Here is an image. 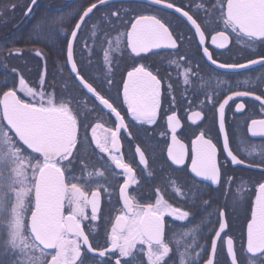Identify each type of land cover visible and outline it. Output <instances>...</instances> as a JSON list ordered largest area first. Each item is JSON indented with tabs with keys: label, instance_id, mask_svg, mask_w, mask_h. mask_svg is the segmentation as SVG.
<instances>
[{
	"label": "snow or ice",
	"instance_id": "snow-or-ice-1",
	"mask_svg": "<svg viewBox=\"0 0 264 264\" xmlns=\"http://www.w3.org/2000/svg\"><path fill=\"white\" fill-rule=\"evenodd\" d=\"M146 2L149 6H160L179 14L194 29L201 45L205 43L206 31H214L213 25L223 27V30L211 35V43L217 48H225L230 43L229 31L254 54L255 45L264 44V0H218L211 8L205 6V0L186 6H177L172 0ZM107 3L108 0H94L82 11L78 9L79 19L71 30V39L67 41L66 63L70 64V73L81 89L98 102L96 108L86 109L82 113L79 103L74 102L71 95L58 97L55 91H38L30 87L22 75L18 79V90L30 100L21 99L16 86L9 87L0 95V264H84L82 252L97 253L100 257L111 254L116 256L114 264H121L122 258L135 257L138 245V252L146 257L147 264H167L166 258L173 248L165 240L164 215L167 212L180 221L190 215L188 211L164 200L159 189H156L155 203L140 204L135 196L129 194L130 186L137 184V176L132 164L125 162L121 152V132H126L129 137L132 135L127 131L125 115L121 114L110 98L102 95L93 83L81 75L74 59V41L78 32L87 24L94 10ZM31 4L35 5L36 0H31ZM10 7L14 8L15 5ZM31 11L29 6L25 15L31 14ZM122 12L127 14V10L118 9L105 14L104 19L110 27H114L112 20H121ZM193 12H202L203 16L197 18ZM64 22V17H44L34 26V31L46 24ZM97 28L98 24L91 25L93 38L97 35ZM110 34L105 33L108 47L103 50V64L109 72L112 55L120 53L122 46L140 57L155 49L175 50L178 40H183L178 33L174 34L169 21L158 14L148 13L135 15L130 20V27L126 26L125 31H118L109 40ZM12 51L20 50H10L9 54ZM203 54L213 65L218 64L208 47L203 48ZM170 64L177 68L181 66L180 61L175 59ZM256 65L264 66V55H257V59H250L244 64L218 66L248 69ZM182 74L184 83L188 84L191 69H184ZM107 82L111 84V80ZM243 83L248 85L249 80ZM160 95L161 79L144 64L127 71V77L123 80V102L126 115L132 121L141 125L155 124L161 111ZM248 96L260 101L264 107V96L252 91H233L219 103V130L224 133L223 151L226 160L230 158L231 163L264 172V144L243 149L247 157L254 159L256 154L260 157L259 164H246L230 147L225 131V106L234 97ZM244 108L243 103L236 104L237 111ZM97 109L113 116L115 126L106 128L100 122L86 123L88 114ZM202 118L203 113L195 111L188 115L187 120L196 124ZM166 127L171 136V142L167 145V158L175 165H182L189 155V145L178 136L177 130L182 125L175 111L167 115ZM98 129L103 130L102 135L98 134ZM247 132L253 137H264V118L252 119L247 124ZM135 152L139 156V164L147 169L145 151L137 145ZM190 153L191 172L196 177L218 184L221 172L217 162V145L206 137L205 131L194 134L190 140ZM90 154L96 156L102 167L93 166V170L88 171ZM77 165L79 175L73 174L77 171ZM109 175H113V178L123 177V183L119 185L121 207L116 210L117 214L107 234L108 247L98 249L93 247L90 241L92 231H86V227L100 219L101 196L102 192H107L105 184ZM101 180L105 184L98 183ZM228 183L230 191L231 178ZM174 191L182 195L181 188L175 187ZM241 191L238 187L237 193ZM255 193L251 217L247 222L246 248L242 245L241 255L247 257V264H264V180L255 186ZM219 216V229L215 230V237L211 241L212 255L205 264H214L217 242L222 239L227 227L225 213L220 211ZM196 231L194 228L183 233L184 237L192 235L193 238L192 244H186L183 251L180 250V240L170 238L175 244L179 264H197L200 253L193 255L190 251L196 245ZM223 243L231 264H245L244 260L238 258L231 236ZM124 264H130V261L125 259Z\"/></svg>",
	"mask_w": 264,
	"mask_h": 264
},
{
	"label": "flooded vegetation",
	"instance_id": "flooded-vegetation-1",
	"mask_svg": "<svg viewBox=\"0 0 264 264\" xmlns=\"http://www.w3.org/2000/svg\"><path fill=\"white\" fill-rule=\"evenodd\" d=\"M94 0H37L32 6L31 14L25 15L31 0H0V31L8 34L10 31L21 34L18 45L12 51L22 59L21 72H15L17 80L22 75L26 81L32 80V87L45 92L55 91L61 95H71L74 102L80 105L83 113L86 109L96 108L98 102L90 94H86L70 73V64L67 60V41L71 39V30L79 19L78 9L82 11L88 3ZM177 6H186L189 3H200L201 0H172ZM218 0H205V6L211 8ZM15 5L14 8L10 7ZM118 9L127 10V14L121 13V20H112V26L105 21L107 13ZM187 10V8H186ZM75 13V14H74ZM158 14L170 22L174 34L178 33L183 40H178L177 49H155L151 53L136 57L130 49L121 47L120 53H113L111 71L103 64V50L108 47L105 33L110 32L108 39L115 37L118 31H125L130 27V20L137 14ZM197 18L203 13H192ZM48 19L64 17L66 22L45 25L34 31V26L41 18ZM98 24L97 35H91V25ZM203 26V25H202ZM214 31H206L205 43H199V37L179 14L173 10H167L160 6H149L146 0H108L104 6H98L87 24L78 32L74 41V59L81 75L93 83L97 91L110 98L128 125L127 131L120 134L121 152L125 162L132 164L137 176V184L131 185L129 194L136 197L140 204L155 203L157 199L156 189L160 195L174 207L181 208L190 213L189 217L180 221L169 215H164L165 240L170 243L173 252L166 258L167 264H179L176 255L175 244L170 238L180 240V250H184L186 244H192V235L184 237L183 233L190 229H197L194 233L196 245L190 250L192 254L199 252L197 264H205L212 255L211 241L215 237V230L219 229L220 211L225 213L224 219L227 227L222 234V239L217 242V250L214 256V264H231L230 257L226 253V245L223 243L228 236L234 241L238 258L247 264V257L241 255L242 245L246 248L247 222L251 217V207L255 200V186L264 180V172L256 168L246 167L231 163L226 160L223 151L224 133L219 130V103L233 91H252L256 95L264 96V66H249L248 69L221 68L219 64H244L250 59H257V55H264V44L255 45V54L243 43L238 42L235 35L229 31L230 43L225 48H217L211 43V35L215 31L223 30L222 25H213ZM208 47L213 59L218 61L213 65L203 54V48ZM10 47L4 49L3 57L9 56ZM182 58V59H181ZM5 59V58H3ZM181 63L179 68L170 64L171 60ZM139 64H144L161 79V111L157 122L153 125H141L132 121L126 115V105L123 102V80L127 77V71ZM190 68L189 83H184L183 71ZM111 80V84L107 81ZM249 80V84L243 82ZM31 83H28L30 86ZM18 86V84H17ZM16 86V87H17ZM30 86V87H31ZM171 86V87H169ZM17 89V95L31 99ZM2 95V94H1ZM211 97V101H209ZM243 103L245 108L236 110V104ZM172 111L177 113L181 120L182 128L178 129V136L185 144L189 145V155L184 164L175 165L167 158V145L171 142L170 131L166 127V117ZM200 111L203 118L192 124L187 120L192 112ZM264 118V107L254 97H234L225 106L224 120L225 131L229 137L230 147L234 153L246 164H259L260 157H247L243 149L250 145L264 144V137H253L247 132V124L252 119ZM114 117L101 112L99 109L90 112L86 123H103L106 128L114 127ZM91 134L90 128L88 129ZM205 131L206 137L217 145V162L220 165L221 178L218 184L209 180L196 177L191 172L190 140L194 134ZM84 129H81L83 137ZM166 133V135H161ZM98 134H103L98 129ZM139 145L145 151L148 160L147 169L139 164V156L135 152ZM88 171L102 167L96 156L90 154ZM69 167H72L71 165ZM119 172L120 170H116ZM150 173V174H149ZM79 175V167L73 173ZM229 178H231V190L229 191ZM171 181V183H170ZM243 182V183H242ZM98 183L105 184L101 180ZM123 183L122 176H108L105 187L107 192H102L100 219L93 224H88L86 231L91 230L90 241L93 247L102 249L108 247L107 234L111 228V222L121 207L119 202V185ZM94 186V185H93ZM175 187L181 188L182 195L174 191ZM242 191L238 194L237 188ZM207 201L208 203H204ZM90 215V209L87 210ZM30 215V213H29ZM87 224V222H85ZM135 257L122 258L130 261V264H147L146 257L138 252ZM84 264H114L116 256L106 255L100 257L97 253H83Z\"/></svg>",
	"mask_w": 264,
	"mask_h": 264
},
{
	"label": "trees",
	"instance_id": "trees-1",
	"mask_svg": "<svg viewBox=\"0 0 264 264\" xmlns=\"http://www.w3.org/2000/svg\"><path fill=\"white\" fill-rule=\"evenodd\" d=\"M6 38L7 34L0 31V90L1 92L7 90L9 87L17 85L16 73L13 72V69H16V72H21V61L22 59L15 53L14 55H9L3 57L4 49L10 47L12 50L15 46L17 47L19 37L21 36L18 32L10 31ZM5 58V59H3Z\"/></svg>",
	"mask_w": 264,
	"mask_h": 264
},
{
	"label": "rangeland",
	"instance_id": "rangeland-1",
	"mask_svg": "<svg viewBox=\"0 0 264 264\" xmlns=\"http://www.w3.org/2000/svg\"><path fill=\"white\" fill-rule=\"evenodd\" d=\"M27 83H31V84H30V86H31L32 83L34 84V81H32V80H28ZM17 84H18V81H17ZM16 86H17V85H16ZM17 87H18V86H17ZM17 87H16V88H17ZM31 87H32V86H31ZM1 90H2V89H1ZM1 90H0V95H1L2 92H3V91L1 92ZM4 91H5V90H4ZM23 94H24V93H23ZM22 98L24 99V98H26V97L23 96Z\"/></svg>",
	"mask_w": 264,
	"mask_h": 264
},
{
	"label": "water",
	"instance_id": "water-1",
	"mask_svg": "<svg viewBox=\"0 0 264 264\" xmlns=\"http://www.w3.org/2000/svg\"><path fill=\"white\" fill-rule=\"evenodd\" d=\"M36 1H37V0H36ZM29 6H31V8H32V6H33V5L30 3V5H29ZM29 6H28V7H29ZM27 9H28V8H27ZM26 11H27V10H26Z\"/></svg>",
	"mask_w": 264,
	"mask_h": 264
}]
</instances>
